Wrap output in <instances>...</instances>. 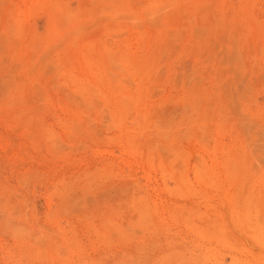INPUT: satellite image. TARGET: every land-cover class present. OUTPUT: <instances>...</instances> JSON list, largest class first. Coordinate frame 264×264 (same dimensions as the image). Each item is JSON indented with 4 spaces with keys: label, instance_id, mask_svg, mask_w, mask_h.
<instances>
[{
    "label": "rangeland",
    "instance_id": "rangeland-1",
    "mask_svg": "<svg viewBox=\"0 0 264 264\" xmlns=\"http://www.w3.org/2000/svg\"><path fill=\"white\" fill-rule=\"evenodd\" d=\"M0 264H264V0H0Z\"/></svg>",
    "mask_w": 264,
    "mask_h": 264
}]
</instances>
